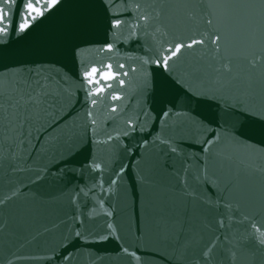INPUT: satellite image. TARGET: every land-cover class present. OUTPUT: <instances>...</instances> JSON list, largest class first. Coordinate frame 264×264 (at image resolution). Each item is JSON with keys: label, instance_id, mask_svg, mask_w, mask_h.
Masks as SVG:
<instances>
[{"label": "water", "instance_id": "obj_1", "mask_svg": "<svg viewBox=\"0 0 264 264\" xmlns=\"http://www.w3.org/2000/svg\"><path fill=\"white\" fill-rule=\"evenodd\" d=\"M26 3L4 5L0 92L45 87L0 117V264H264L259 17L226 21V74L211 46L156 63L208 0H59L20 32Z\"/></svg>", "mask_w": 264, "mask_h": 264}, {"label": "snow or ice", "instance_id": "obj_2", "mask_svg": "<svg viewBox=\"0 0 264 264\" xmlns=\"http://www.w3.org/2000/svg\"><path fill=\"white\" fill-rule=\"evenodd\" d=\"M16 0H0V33L7 35L8 29L11 24V20L8 19L10 15V10L6 9L4 5H14ZM59 3V0H44L42 3L41 0H35V3L32 0H27L25 7V15L23 22L19 25V31L23 32L26 28L29 27L31 21H35L37 18L44 15L45 11L53 8L56 4ZM225 4L229 7L228 16H219L215 10L219 4ZM208 7L211 10L209 15L210 18L205 21L208 26V30L200 35V38H191L189 42H179L174 45H171L166 49L167 54L163 55L161 60H157L156 63L162 65L164 68H168L169 61H172L174 58H177L182 54L184 49H193L195 46L200 45L202 48L205 46L213 47V56L212 59H216L220 56L222 49L224 50L225 56L223 57V62L221 63L220 68L217 71H223L226 74L232 73L231 59L227 57V48L229 43V34L226 30V21L228 19L238 18L244 16L251 22L255 17H259L260 20V39L261 47L258 52L254 53L251 58L245 57L251 69H257L258 67L264 68V0H208ZM146 20L147 17H144ZM120 21L117 20L115 26L119 27ZM252 38H255L254 33H249ZM109 50H111V45H109ZM111 68V65L108 66ZM97 69L93 68L91 73H85L86 77H90L92 73H95ZM123 75H127L124 73ZM103 76V73H102ZM109 78H115L114 76H109ZM89 84L93 81L89 79ZM97 83H99L97 81ZM124 80H119V85H124ZM45 85L37 82L36 89L39 91L29 92L26 95L23 92H20L18 97L9 96L5 101L3 99V93L0 92V117L5 116V113L9 115L15 114L19 115L22 112H27L28 106L37 102L40 98V93L43 91ZM112 87V85H108ZM19 90V86H17ZM101 89H97L93 92L95 95ZM113 100L119 99L118 96L113 95ZM96 100L92 101V104L95 105ZM7 104V107L5 105ZM115 111V109H113ZM6 118V117H5ZM175 149H173L174 151ZM98 168L99 165H96ZM264 171V169H262ZM11 198V197H8ZM4 203L3 200H0V204ZM223 225V221L220 222ZM259 232V243L264 244V232H260L259 229H256ZM215 244H211L207 250L203 253L204 258L207 260L212 252ZM127 251V249H125ZM135 255V253H132ZM235 254H233L234 256Z\"/></svg>", "mask_w": 264, "mask_h": 264}]
</instances>
